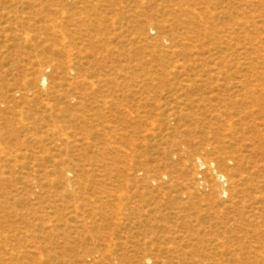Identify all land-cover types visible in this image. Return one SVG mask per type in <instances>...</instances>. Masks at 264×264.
Here are the masks:
<instances>
[{
    "label": "rangeland",
    "instance_id": "obj_1",
    "mask_svg": "<svg viewBox=\"0 0 264 264\" xmlns=\"http://www.w3.org/2000/svg\"><path fill=\"white\" fill-rule=\"evenodd\" d=\"M263 183L264 0H0V264H264Z\"/></svg>",
    "mask_w": 264,
    "mask_h": 264
},
{
    "label": "bare ground",
    "instance_id": "obj_2",
    "mask_svg": "<svg viewBox=\"0 0 264 264\" xmlns=\"http://www.w3.org/2000/svg\"><path fill=\"white\" fill-rule=\"evenodd\" d=\"M43 79V81L45 80V78L43 77L42 78ZM41 79V80H42ZM20 96V95H19ZM65 135V134H64ZM63 137V136H62ZM196 163H197V165L198 166H202V165H206V162H204V161H202L201 159H198L197 161H196ZM209 166H212V165H209ZM209 169V168H208ZM69 175V174H68ZM216 179L218 180V181H221V180H223L224 179V176H222V175H220V174H218L217 176H216ZM244 181V180H243ZM262 181V180H261ZM230 182V181H229ZM239 182V181H238ZM242 182V181H241ZM232 183V185H234V183L233 182H231ZM264 184V183H263ZM68 186V185H67ZM262 190V189H261ZM77 209V208H76ZM263 209V208H262ZM252 212H253V210H252ZM149 260V259H148ZM147 260V261H148Z\"/></svg>",
    "mask_w": 264,
    "mask_h": 264
}]
</instances>
